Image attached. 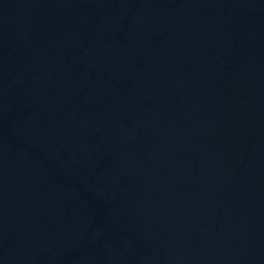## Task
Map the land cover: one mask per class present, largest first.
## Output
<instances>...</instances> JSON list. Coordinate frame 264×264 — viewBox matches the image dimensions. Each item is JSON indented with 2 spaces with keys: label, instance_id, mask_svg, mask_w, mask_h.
<instances>
[{
  "label": "water",
  "instance_id": "1",
  "mask_svg": "<svg viewBox=\"0 0 264 264\" xmlns=\"http://www.w3.org/2000/svg\"><path fill=\"white\" fill-rule=\"evenodd\" d=\"M0 264H264V0H0Z\"/></svg>",
  "mask_w": 264,
  "mask_h": 264
}]
</instances>
